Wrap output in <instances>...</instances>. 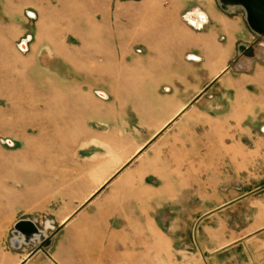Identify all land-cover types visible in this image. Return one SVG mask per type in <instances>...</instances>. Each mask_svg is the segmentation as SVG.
<instances>
[{
	"label": "crops",
	"instance_id": "0c3cea01",
	"mask_svg": "<svg viewBox=\"0 0 264 264\" xmlns=\"http://www.w3.org/2000/svg\"><path fill=\"white\" fill-rule=\"evenodd\" d=\"M3 1L6 18L12 7L37 12L34 43L21 52L31 51L32 81L96 87L104 66L114 81L119 59L143 66L125 79L132 135L124 159L81 202L117 175L112 200L142 206L166 239L172 232L171 240L189 241L201 264H264V36L243 9L223 10L217 0ZM190 10L203 14L202 27L182 19ZM110 109L112 120L118 108ZM134 211L137 226L144 214ZM190 226L189 238L177 236Z\"/></svg>",
	"mask_w": 264,
	"mask_h": 264
},
{
	"label": "rangeland",
	"instance_id": "374dc122",
	"mask_svg": "<svg viewBox=\"0 0 264 264\" xmlns=\"http://www.w3.org/2000/svg\"><path fill=\"white\" fill-rule=\"evenodd\" d=\"M1 1L0 264H201L190 255L189 241L171 240L177 238L172 232L166 239L149 223L151 218L142 206L129 209L127 198L123 206L117 197L112 200L111 183L117 175L81 202L124 159L126 141L132 135L124 124L132 114L125 79L142 74L143 66L128 69L119 59L113 66L114 81L111 67L104 66L103 80L96 87L80 79L49 86L32 81L30 77L38 72L24 62L31 51L22 54L17 46L22 40L28 47L33 45L36 10L12 7L6 18ZM12 17L18 23L11 22ZM107 60L104 57V64ZM61 74L66 75V70ZM71 77L78 78L73 73ZM98 91L108 99L101 100L95 94ZM112 104L118 109L111 120ZM120 193L127 197L125 191ZM132 210L144 214L137 226L132 224ZM20 219L33 220L45 237L15 247L12 231ZM119 219L123 227L114 226ZM191 228L177 230V236L189 238Z\"/></svg>",
	"mask_w": 264,
	"mask_h": 264
},
{
	"label": "water",
	"instance_id": "95a60500",
	"mask_svg": "<svg viewBox=\"0 0 264 264\" xmlns=\"http://www.w3.org/2000/svg\"><path fill=\"white\" fill-rule=\"evenodd\" d=\"M217 2L223 10H227L229 7H241L250 30L257 35L264 36V0H217ZM17 48L20 52H25L27 49L26 40H22ZM96 94L100 98H105L100 96L98 92ZM6 143L8 145L12 144L8 140ZM41 231L42 230L39 229L38 225L33 220L20 219L16 221L13 226L12 234L14 238L12 239V244L18 247L21 243H32L29 237L34 234H41L40 241L45 237V235H42ZM15 236L18 238L21 237V242H19L18 238L15 239Z\"/></svg>",
	"mask_w": 264,
	"mask_h": 264
},
{
	"label": "built area",
	"instance_id": "2783aa9c",
	"mask_svg": "<svg viewBox=\"0 0 264 264\" xmlns=\"http://www.w3.org/2000/svg\"><path fill=\"white\" fill-rule=\"evenodd\" d=\"M182 19L190 26L200 28L205 23V18L200 11H187L182 15Z\"/></svg>",
	"mask_w": 264,
	"mask_h": 264
},
{
	"label": "bare ground",
	"instance_id": "6f19581e",
	"mask_svg": "<svg viewBox=\"0 0 264 264\" xmlns=\"http://www.w3.org/2000/svg\"><path fill=\"white\" fill-rule=\"evenodd\" d=\"M98 94H99L100 96H102V97H105L101 92H98ZM8 141H9V140H8ZM10 142H11V141H10ZM49 226H50L49 223L46 222V227H49ZM41 233H42L43 236L45 235V233H44L43 230L41 231ZM40 236H41V234H40V235H39V234H34V235L30 236L29 239L31 240V242H34L35 240H39V239L41 238ZM16 238H18V237L15 236V239H16ZM18 240H19V242H21L22 238L19 237Z\"/></svg>",
	"mask_w": 264,
	"mask_h": 264
}]
</instances>
